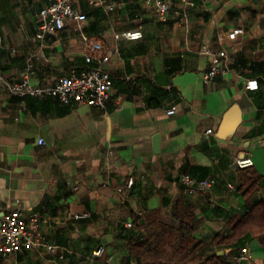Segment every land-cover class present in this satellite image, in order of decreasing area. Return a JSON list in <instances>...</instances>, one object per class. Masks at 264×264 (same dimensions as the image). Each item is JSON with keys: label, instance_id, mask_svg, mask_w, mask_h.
I'll use <instances>...</instances> for the list:
<instances>
[{"label": "crops", "instance_id": "crops-1", "mask_svg": "<svg viewBox=\"0 0 264 264\" xmlns=\"http://www.w3.org/2000/svg\"><path fill=\"white\" fill-rule=\"evenodd\" d=\"M163 1L166 21L145 0H73L87 16L82 28L69 21L42 42L35 40L37 13L49 1L0 0V75L8 82H20L29 63L40 86L95 68L85 59V37L102 44L113 83L104 110L15 97L0 87V223L21 208L39 219L42 244H26L0 264H54L60 254L62 264H137L128 245L145 239L139 219L159 210L170 223L178 200L194 207L197 237L208 248L231 233L236 216L264 201V181L251 197L239 192L236 165L251 159L264 177V0ZM239 28L244 34L231 40ZM129 32L142 38L122 37ZM204 47L229 60L211 83L203 79L211 64ZM249 80L259 89L247 90ZM172 107L178 112L168 115ZM232 110L234 132L220 137ZM182 175L217 185L190 194ZM101 246L103 257L92 259ZM246 248L250 258L235 264H264L258 240Z\"/></svg>", "mask_w": 264, "mask_h": 264}, {"label": "built area", "instance_id": "built-area-1", "mask_svg": "<svg viewBox=\"0 0 264 264\" xmlns=\"http://www.w3.org/2000/svg\"><path fill=\"white\" fill-rule=\"evenodd\" d=\"M49 5L41 9L37 13V22L39 25V32L35 36L36 41H45L48 35H54L62 31L66 23L69 21L75 22L79 28L87 20L86 14L82 13L75 7L73 0H48ZM194 1V0H186ZM147 4H154L157 6L160 18L163 21L167 20L170 12V7L163 0H145ZM94 6H103V0H91ZM108 10L112 11L113 6H108ZM244 30L235 29L230 35L231 40H235L239 35L244 34ZM122 37L129 40H138L142 38L140 32L125 33ZM87 47L85 55L86 62L95 64L96 67L81 74L71 73L69 76L60 78L53 85H34L31 80L32 63L28 64L27 71L22 80L18 83L8 82L2 75H0V87L6 88L12 96L15 97H30L43 98L52 97L58 99L64 105L70 106H86L106 109V105L111 97L113 88L112 81L107 77L103 70V66L108 62L105 56L103 46L99 42L90 41L84 37ZM3 39L0 35V44ZM204 55L211 58V64L207 71L203 73V79L206 82H214L219 76L228 71V56L224 53H216L207 47L202 50ZM255 87H252V85ZM246 89L256 91L259 89L257 80H249L246 82ZM177 108L172 107L167 110L168 115L177 114ZM213 131H207V134H212ZM43 144V141H40ZM237 167L244 169L254 165L251 159H238L236 161ZM180 182L184 185L186 191L190 194L203 193L211 191L217 185L214 178L197 180L189 175H182ZM134 182L130 181L129 186H133ZM121 191V190H120ZM83 217V216H82ZM86 217V216H84ZM79 218V217H77ZM131 227V224H129ZM39 231V219H27L24 211L18 208L5 215L0 223V259H6L21 251L24 245L41 246L42 244L36 240ZM50 250L56 252L55 247H50ZM106 249L104 246L99 247L92 253V259L103 257ZM250 258V253L247 248L238 253L233 261L235 263H242ZM64 254L58 256V260L54 264H62Z\"/></svg>", "mask_w": 264, "mask_h": 264}, {"label": "trees", "instance_id": "trees-1", "mask_svg": "<svg viewBox=\"0 0 264 264\" xmlns=\"http://www.w3.org/2000/svg\"><path fill=\"white\" fill-rule=\"evenodd\" d=\"M239 192L248 198L258 192L264 177L252 166L237 168ZM172 222H166L162 212L152 211L139 219V229L145 239H132L128 245L129 259L137 264H235L233 258L247 245L258 240L264 246V201H258L231 223V233L217 237L206 248L198 239L201 223L194 207L183 200L172 206ZM204 251L213 253L203 259ZM223 252L222 256L218 253ZM232 258V259H231Z\"/></svg>", "mask_w": 264, "mask_h": 264}, {"label": "water", "instance_id": "water-1", "mask_svg": "<svg viewBox=\"0 0 264 264\" xmlns=\"http://www.w3.org/2000/svg\"><path fill=\"white\" fill-rule=\"evenodd\" d=\"M233 110L231 111V112H229V114L225 117V120H224V122H223V125H222V127H221V130L219 131V136L220 137H223V138H226V137H228L229 135H231L232 134V132H234L233 130H234V127H235V124H234V122H236V121H234L233 120ZM222 133H224V134H228L227 136H222ZM224 253L223 252H220V253H218V255L219 256H222Z\"/></svg>", "mask_w": 264, "mask_h": 264}, {"label": "snow or ice", "instance_id": "snow-or-ice-1", "mask_svg": "<svg viewBox=\"0 0 264 264\" xmlns=\"http://www.w3.org/2000/svg\"><path fill=\"white\" fill-rule=\"evenodd\" d=\"M252 87H255V85L253 84Z\"/></svg>", "mask_w": 264, "mask_h": 264}]
</instances>
